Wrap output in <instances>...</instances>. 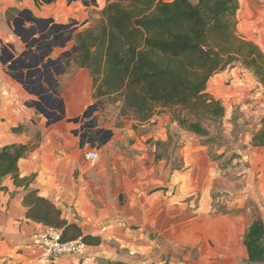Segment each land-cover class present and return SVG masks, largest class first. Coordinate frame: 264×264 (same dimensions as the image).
I'll use <instances>...</instances> for the list:
<instances>
[{
	"label": "crops",
	"instance_id": "0c3cea01",
	"mask_svg": "<svg viewBox=\"0 0 264 264\" xmlns=\"http://www.w3.org/2000/svg\"><path fill=\"white\" fill-rule=\"evenodd\" d=\"M23 2L36 5L34 0ZM99 2L101 9L106 0ZM238 4L241 36L264 52V0H238ZM79 69L89 76L85 68ZM255 84L251 73L234 68L207 82L206 90L225 108L224 117L235 109L243 124L239 144L229 146L239 161H245V186L228 198L213 195L217 173L211 153L199 136L179 126L172 109L143 123L128 115L120 116L115 126L105 127L100 120L93 132L97 130V137L108 130L102 144L90 138L88 125L75 129L61 121L49 124L42 153L33 150L21 170L35 172L31 187L60 207L83 233L97 235L101 242L87 245L80 257L40 262L30 237L45 226L24 218L22 189L7 176L2 180L7 190H0V264L248 263L244 233L255 219L264 224V145L252 143L253 133L261 127L264 92ZM173 128L177 133L171 139ZM28 140L23 135L8 142L0 139V146ZM159 142L168 147L165 153L157 149ZM92 143L98 152L94 162L85 157ZM176 157L178 167L173 166Z\"/></svg>",
	"mask_w": 264,
	"mask_h": 264
},
{
	"label": "trees",
	"instance_id": "16d2710c",
	"mask_svg": "<svg viewBox=\"0 0 264 264\" xmlns=\"http://www.w3.org/2000/svg\"><path fill=\"white\" fill-rule=\"evenodd\" d=\"M238 6V0H106L93 23L74 34L71 61L87 70L96 106L118 103L121 116L139 123L168 107L181 128L206 137L225 115L222 102L206 90L212 76L239 67L264 87V52L238 34ZM252 143L264 145V124ZM33 149L19 142L0 146V190H7L2 180L10 177L22 189L24 218L59 229L62 241L80 237L86 246L99 244V236L83 233L31 187L36 173L21 168ZM263 228L255 219L244 233L249 262L264 263Z\"/></svg>",
	"mask_w": 264,
	"mask_h": 264
},
{
	"label": "rangeland",
	"instance_id": "374dc122",
	"mask_svg": "<svg viewBox=\"0 0 264 264\" xmlns=\"http://www.w3.org/2000/svg\"><path fill=\"white\" fill-rule=\"evenodd\" d=\"M99 6V0H36L34 6L23 0H0V56L6 59L5 64L0 61V109L1 102L5 100L10 105L11 115L10 122L5 124L4 141L8 142L23 135L29 137L27 143L33 150L42 153L43 137L49 124L61 121L75 129H84L88 125L93 132L94 125L88 124L89 121L97 124L102 120L100 125L105 127L119 123L121 115L118 112V103L105 101L102 107L96 106L91 98L89 76L71 61L65 62L71 60L75 50L74 34L93 23L99 16ZM15 20L16 26L13 25ZM70 25L73 32H64V37L56 40L55 35L62 34L63 28ZM237 32L243 35L238 28ZM7 44H11L13 48L8 47L9 50L2 53V46ZM234 69L242 71L239 67ZM251 75L253 76L252 73ZM253 78L257 84L258 81L254 76ZM256 84V89L261 87L264 92L262 84ZM54 88L63 99L64 115L59 111L61 102L60 105L55 103V106H51L45 98L48 94H55ZM244 102L248 104L249 99ZM261 108L264 110V103ZM160 112H171V109L166 107ZM238 117L239 114L234 109L230 116L224 117L220 127L211 125L210 135L198 138L206 144L214 162L217 173L213 181L214 196L228 198L231 193H240L245 186L242 165L245 161H239L238 154L230 149V146L239 144V133L243 128ZM263 118L264 112L258 119L261 127L264 124ZM0 120L2 123L6 122L1 118V111ZM13 127L20 130L13 132ZM169 133L170 138L174 139L177 132L173 128ZM108 135V130L105 129L98 138L95 133L93 137L96 143L102 144ZM96 143L88 145L87 148H95ZM156 146L163 153L168 149L162 142ZM179 165L176 157L173 166ZM104 264L115 263L106 260Z\"/></svg>",
	"mask_w": 264,
	"mask_h": 264
},
{
	"label": "built area",
	"instance_id": "2783aa9c",
	"mask_svg": "<svg viewBox=\"0 0 264 264\" xmlns=\"http://www.w3.org/2000/svg\"><path fill=\"white\" fill-rule=\"evenodd\" d=\"M85 157L94 162L98 159V152L87 149ZM30 244L37 249L38 260L42 263L52 262L62 257H80L86 252V245L80 237L62 241L60 230L52 226L35 229L31 234Z\"/></svg>",
	"mask_w": 264,
	"mask_h": 264
},
{
	"label": "flooded vegetation",
	"instance_id": "af4514ba",
	"mask_svg": "<svg viewBox=\"0 0 264 264\" xmlns=\"http://www.w3.org/2000/svg\"><path fill=\"white\" fill-rule=\"evenodd\" d=\"M84 2H87V0H83ZM7 23H9V22H7ZM10 24V23H9ZM13 25L14 26H16V20L15 21H13ZM71 27H72V25H70V26H67L66 28H63V33L62 34H58V35H55V39L57 40L58 38H61V37H64V32H68V31H70V34L73 32L72 31V29H71ZM58 29V28H57ZM57 29H55V31H57ZM69 34V36H68V38H70V35ZM4 51H6V50H4ZM8 51V50H7ZM54 82H56V80H54ZM57 86V85H56ZM40 87V86H39ZM37 88V90H39L38 89V87H36ZM45 91H47V89H45ZM53 91H54V95H50V94H48V95H46V100L50 103V105L51 106H55V103H58V105H60V100H59V94H58V92H57V90H56V88H54L53 89ZM4 103H5V110L8 112L9 111V114H10V105H9V103H7L6 101H4ZM8 114V115H9ZM88 124H90V125H94L95 126V124H94V122L93 121H89V123ZM95 132H97V130L96 131H94L93 133H95ZM101 133H102V131H100Z\"/></svg>",
	"mask_w": 264,
	"mask_h": 264
},
{
	"label": "bare ground",
	"instance_id": "6f19581e",
	"mask_svg": "<svg viewBox=\"0 0 264 264\" xmlns=\"http://www.w3.org/2000/svg\"><path fill=\"white\" fill-rule=\"evenodd\" d=\"M4 101L5 100H3L2 102H1V109H0V111H1V118H4L5 120H6V122L5 123H2V122H0V139H2V140H4L5 138H6V135L4 134V132H5V127L6 126H4L6 123H9L10 122V117H11V115L9 116V117H7L6 116V114H5V103H4Z\"/></svg>",
	"mask_w": 264,
	"mask_h": 264
},
{
	"label": "water",
	"instance_id": "95a60500",
	"mask_svg": "<svg viewBox=\"0 0 264 264\" xmlns=\"http://www.w3.org/2000/svg\"><path fill=\"white\" fill-rule=\"evenodd\" d=\"M8 47L13 48V46L11 44L3 45L2 46V53L4 52V50H9ZM0 61L2 62V64L6 63V59H4L2 56H0ZM60 102H61V108L59 109V111L61 112L62 115H64L65 111H64L62 99H60Z\"/></svg>",
	"mask_w": 264,
	"mask_h": 264
}]
</instances>
